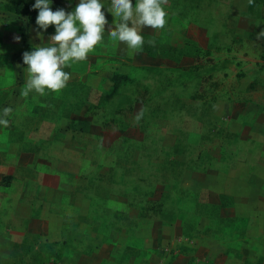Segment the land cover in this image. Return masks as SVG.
Here are the masks:
<instances>
[{
  "label": "rangeland",
  "instance_id": "374dc122",
  "mask_svg": "<svg viewBox=\"0 0 264 264\" xmlns=\"http://www.w3.org/2000/svg\"><path fill=\"white\" fill-rule=\"evenodd\" d=\"M13 4L0 0V264H264V0H167L142 50L105 30L66 87L27 97L23 53L55 27Z\"/></svg>",
  "mask_w": 264,
  "mask_h": 264
},
{
  "label": "clouds",
  "instance_id": "9594fccd",
  "mask_svg": "<svg viewBox=\"0 0 264 264\" xmlns=\"http://www.w3.org/2000/svg\"><path fill=\"white\" fill-rule=\"evenodd\" d=\"M51 3L52 0H35L32 5L33 9L38 10L37 29L46 31L52 25L55 34L50 37L52 46L36 47L23 53V62L28 69L26 86L21 92L24 97L32 91L43 96L45 89L59 92L66 87L71 76L64 71L65 67L86 60L88 54L103 40L105 30L113 42L118 41L132 50L140 51L145 44L141 29H162L167 23L164 7L167 0H135V4L133 0H110V9L107 11L116 21L111 24L101 0H79L71 12L63 8L53 11ZM262 37L264 29L257 34V39ZM14 39L19 41L20 37L15 36ZM147 43L155 45L152 40ZM11 113L10 107L3 109L0 125H9L7 117Z\"/></svg>",
  "mask_w": 264,
  "mask_h": 264
},
{
  "label": "trees",
  "instance_id": "16d2710c",
  "mask_svg": "<svg viewBox=\"0 0 264 264\" xmlns=\"http://www.w3.org/2000/svg\"><path fill=\"white\" fill-rule=\"evenodd\" d=\"M11 9L16 13L25 14L27 17V20L29 22H32V23L36 22V17L38 15V11H37V9H33L32 5L29 2H27L26 0H14V4L11 7ZM141 34L143 36L145 35V33L143 31H141ZM263 58H264V55H263ZM126 77H127V74L120 73L118 71H114L112 74V78H111L113 81V88L116 89L119 86L121 79L126 78ZM61 254L62 253L59 252L57 254V256H60ZM117 263L127 264V262L122 263V260L120 258H117Z\"/></svg>",
  "mask_w": 264,
  "mask_h": 264
},
{
  "label": "crops",
  "instance_id": "0c3cea01",
  "mask_svg": "<svg viewBox=\"0 0 264 264\" xmlns=\"http://www.w3.org/2000/svg\"><path fill=\"white\" fill-rule=\"evenodd\" d=\"M2 43V45H4V44H9V45H11L12 47H13V49L15 48V46H18L19 45V43H17V42H10V43H8V42H5V41H3V42H1ZM15 50V49H14ZM13 50V51H14ZM15 52V51H14ZM81 214H83V213H81ZM84 223V222H83ZM93 231V229H89V232H92ZM44 237L43 238H45V240H46V238L48 237L47 236V232H43V233H41ZM48 240H53V239H55V240H57L58 238H52V239H49V238H47ZM66 239V237H63L61 240L63 241V240H65ZM124 245H133L130 241H125L124 242ZM139 247H141V246H139Z\"/></svg>",
  "mask_w": 264,
  "mask_h": 264
}]
</instances>
